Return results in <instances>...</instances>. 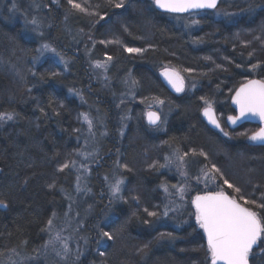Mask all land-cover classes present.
<instances>
[{
  "label": "trees",
  "instance_id": "trees-1",
  "mask_svg": "<svg viewBox=\"0 0 264 264\" xmlns=\"http://www.w3.org/2000/svg\"><path fill=\"white\" fill-rule=\"evenodd\" d=\"M77 2L93 14L67 0H0V114L13 117L10 124L0 121V201L7 205L0 208V259L42 249L48 221L65 212L87 114L100 154L89 178L93 215L83 232L90 252L82 264H210L192 198L218 190L233 196L225 178L264 202V147L248 144L255 127H226L228 141L202 115L209 105L223 120L235 115L236 90L264 80V0H221L215 11L181 16L158 10L152 0H123L121 8L114 7L120 0ZM29 12L45 27L42 37L23 24ZM44 44L57 58L41 55ZM97 62L106 67L94 71ZM167 67L187 82L183 94L161 80ZM153 106L163 121L152 130L143 115ZM124 117L130 118L125 132ZM175 155L185 158L189 182L215 179L211 186L191 185L184 208L170 211L163 186L178 184L161 165ZM114 173L125 181L115 199L107 187ZM257 212L264 217V209Z\"/></svg>",
  "mask_w": 264,
  "mask_h": 264
},
{
  "label": "snow or ice",
  "instance_id": "snow-or-ice-1",
  "mask_svg": "<svg viewBox=\"0 0 264 264\" xmlns=\"http://www.w3.org/2000/svg\"><path fill=\"white\" fill-rule=\"evenodd\" d=\"M72 9L78 10L81 13L92 15L88 7L82 6L77 0H67ZM111 3L112 0H109ZM153 3L159 9L165 12L173 14L188 13L191 10H203V9H216L219 0H153ZM114 7H123V0L115 3ZM103 19V17H101ZM31 24L36 25L37 21L32 19ZM193 23H199V21H193ZM35 30V29H34ZM42 35V33H41ZM105 43V41H100ZM111 43V41H109ZM39 51L43 54L45 51L56 54V49L51 48L48 44L42 45ZM129 53L142 51L139 48H127ZM112 57H108L111 60ZM97 68H105L104 63L97 62ZM239 67V65H237ZM256 65H253L255 68ZM35 75V73H33ZM56 73H53L55 76ZM166 76L169 78V82L173 85L176 91H183V78L175 75L173 79L166 72ZM158 103L163 104V100H159ZM207 104L208 102L205 101ZM234 103L237 104L240 117H229V120L233 124L237 119L245 116H258L261 120H264V80H250L246 84L242 85L236 92ZM204 115L208 116L210 122L216 127H220L219 123L213 117L211 106L205 108ZM148 122L151 125H157L160 123V115L157 112H148ZM13 119L10 114H0V121ZM83 119L87 122L89 130L92 127V120L89 119L87 114L83 115ZM223 131V129H221ZM228 135V133H225ZM250 140L264 144V128L258 132L252 134L249 137ZM184 155H187L185 153ZM200 155H205L203 152ZM183 160V156L178 157ZM69 165L65 164L63 168H67ZM166 165H161L164 167ZM63 170V169H61ZM211 171L216 173L220 172V169L215 165L212 166ZM207 178V177H206ZM215 179V176L212 177ZM122 180H118L112 187L113 195H117L120 192V185ZM228 188H232L234 192L239 193L241 189L234 187L228 180L223 181ZM167 191V189H165ZM183 191V189H181ZM240 201H243L241 203ZM195 206V218L200 228L203 229L207 236V251L210 254L211 264H264V217L260 215L253 207L246 205H254L257 208L264 209V202L257 203L254 200H247L244 197L237 199L236 197L226 193L223 190L206 193L205 195H198L192 201ZM0 206L7 207L3 201H0ZM147 212L148 210L145 209ZM167 215V211L164 213ZM55 215V214H53ZM149 216L156 217L157 213L152 211L148 212ZM48 225L51 227L52 220L48 221ZM102 237H107L108 240H112L113 236L109 232H101ZM163 235V234H162ZM168 238L174 239L171 234H168ZM59 244V249L57 245ZM51 246L53 252L58 256L67 258L69 252V246L67 238L62 237L60 233L49 236L48 243L43 247L47 249ZM255 249V251H254ZM36 251V250H34ZM37 258L40 256V252L37 251ZM46 254V251H45ZM79 252H77V259H79ZM103 255V253H100Z\"/></svg>",
  "mask_w": 264,
  "mask_h": 264
},
{
  "label": "rangeland",
  "instance_id": "rangeland-1",
  "mask_svg": "<svg viewBox=\"0 0 264 264\" xmlns=\"http://www.w3.org/2000/svg\"><path fill=\"white\" fill-rule=\"evenodd\" d=\"M29 14H30L31 18H28L30 16H28V17L22 16L23 24L27 27L30 34L34 35L36 38L42 37L45 33V30H44L45 27H43V25H41V23L39 22L38 16L35 15L36 14L35 12H29ZM32 19H35L37 21L36 25H33L30 23V21ZM41 33H42V35H41ZM90 38H92V37L90 36ZM134 53L136 55H140L142 52L140 51L138 53L137 52H134ZM41 55L52 56L54 59L57 58L56 54H53V53L47 52V51H45L43 54L41 53ZM45 58H48V57H45ZM60 64L65 66V64L61 63V61H60ZM93 69H94V71L95 70H102L101 68H97L96 64L93 65ZM165 70H173V71L177 72L183 78V76L179 73V71H177L175 69H171V68L167 67L163 71H165ZM183 80L185 83V91H186L187 82L185 81L184 78H183ZM159 110H160L159 106H153L152 110H147L144 112V115H143L144 118L143 119L145 120V123L147 125H148V123H147L146 118H147L148 112H157L160 115V123H158L156 126L148 125L151 127L152 130L155 129L156 127H160L162 125L163 116L161 115V112ZM218 118L221 122V125H222L221 129H223V131L220 130V131H216V132L219 135H221V137H223L225 140L231 141V139H232L231 134L225 135V133H228L227 129H226V127H227L226 119L223 120L219 116H218ZM82 119L83 118H81L80 120H82ZM89 119L92 120V127H91L90 131H92V130L96 131V129L94 128L95 125L93 123L95 121H93V119L90 117H89ZM129 119L130 118L123 119V122H125L124 126H123L124 132L126 131V125L125 124L127 123V121ZM10 121L11 120L7 119L6 123L10 124L11 123ZM81 123L85 124L89 130V126L84 119H83V122H81ZM81 130H83V129H81ZM88 130H84L83 137H82L84 145H83L82 151L80 152V154L78 156V160H77V162H74L73 165L69 169L71 171L70 173H72V176L75 177V183H74L75 188L72 192L73 193L72 199H70L68 201L69 204L65 208V212L62 213V215H60V216L56 215L52 220L51 227L48 226V228H47V237H46L45 245L48 243L50 234L55 235L56 233H60V235L62 237L67 238V243L69 246V252L67 254V258L65 259V258H63V256L56 255V253L52 251L51 246H49L46 250L43 248L39 250L40 256L38 258H37V254H36L37 252L31 256H28V255L16 256L17 255L16 253H15V255H14V253H11V254L7 255V257L3 260L1 258L0 264H82L84 259L87 257V254L90 252V246H89L90 243H88V238L84 235L83 230L85 229L86 224L91 220V217L93 215V209L91 208V206L89 205V203L87 201L88 198H90V196H91L89 178H90V174H91V167L94 163V160H96V158H98V156L100 154V151L94 147V144H93L94 140L92 137H90ZM228 130H230V129L228 128ZM252 134L253 133H250L248 135V138ZM87 136H89L88 139H87ZM178 157H180V156L175 155L173 157H167L164 160V163L166 166L161 167L162 170L164 171V173L168 174L171 178H173V177L176 178V183L178 184V186H173L171 189L163 186V192L165 195V199L167 200L166 201L167 208L168 209L170 208V211L180 210L181 208H184V206L186 204V197L188 195L187 192L189 191V188L191 187V185H193V184L210 185L213 183V182H211L212 178L210 179V181L207 180V178H209L208 175L206 176L207 178L204 176L201 179L200 183L197 181L189 182V177H188L187 170H186V160L184 157H183V160L178 159ZM108 180H109V182H107V187L109 190V195L111 198L115 199L122 192V189H123L124 184H125L124 178L122 177L121 174L114 173L111 176V178H109ZM118 180L123 181V183L120 185L121 190L117 195H113L112 187ZM224 180H225V178H224ZM231 184H233V183H231ZM233 185H234V187H239L240 189L242 188L243 190H245L244 191L245 194L243 193L242 189L239 193H236L233 191L232 188H228L227 185L224 184V186L227 189H229L230 192L232 191L233 196L236 197L237 199L240 197H244L247 200L256 201L255 200V197H256V199H258V201H259L263 197L260 194H256L255 192H252L253 190H251V192L246 191V188H244L240 184H233ZM165 189H167V191H165ZM181 189H183V191H181ZM194 198H192V200H191V205H192V201L194 200ZM240 202L243 203V201H240ZM257 203H260V202H257ZM246 206L253 207V209L255 211H261L260 208H257L254 205H246ZM0 208H5V207L0 206ZM192 208H193V205H192ZM59 247L60 246L58 244L57 248L59 249ZM45 251H46V254H45ZM77 252H79V254H80L79 259H77Z\"/></svg>",
  "mask_w": 264,
  "mask_h": 264
},
{
  "label": "water",
  "instance_id": "water-1",
  "mask_svg": "<svg viewBox=\"0 0 264 264\" xmlns=\"http://www.w3.org/2000/svg\"><path fill=\"white\" fill-rule=\"evenodd\" d=\"M220 1H221V0H219V3H220ZM219 3H218V6H219ZM218 6H217V8H218ZM217 8H216V9H217ZM157 9L160 10V11H162V12H164V13H167V14L180 15V16H181V15H189V14L201 13V12H204V11H209V12H211V11H215V10H216V9L191 10V11L188 12V13H183V14H173V13L165 12V11H163L162 9H159L158 7H157ZM166 72H167V73L169 74V76H171L173 79H175V75H178V76H180V75H179L177 72L173 71V70H165V71H162V72L160 73V77H161V79H162L164 85H165V86H166V87H167V88H168L173 94H175V95H180V94H182V93L185 91V83H184V80H183V91L178 92V91H176V89L173 87V85L169 82V78H168V76L165 75ZM174 74H175V75H174ZM180 77H181V76H180ZM253 80H259V79H253ZM246 83H247V82H246ZM246 83H244V84H246ZM244 84H243V85H244ZM241 86H242V85H241ZM241 86H240V87H241ZM240 87L236 90V92L240 89ZM236 92L233 94V96H232V98H231V102H230V104H231V108L233 109L235 115L230 116V117H240V111H239V108H238L237 104L234 103V99H235V96H236ZM211 111H212L213 117L215 118V120H216V121L219 123V125H220L219 128L216 127L213 123L210 122L209 117L204 115V111L202 112V115H203L204 119L206 120V122H207V123L209 124V126L211 127V129H213L214 131H220L221 128H222L221 122H220V120H219V118H218V116H217L215 110L211 108ZM146 119H147V123H148V125H150V126H156V125H151V124H149V122H148V116H147ZM226 125H227V127H228L230 130H232V131H234V130H236V129H239V128L245 126V125H250V126L255 127L256 131H255L254 133H256V132H258L260 129L264 128V120H261L258 116H245V117H243V118H239V119H237L236 123L233 124L232 121L229 120V117H228V118H226ZM254 133H253V134H254ZM248 144L251 145V146H254V147H264V144H261V143H258V142H254V141L250 140L249 138H248ZM200 196H202V195H200ZM195 198H196V197H195ZM195 198H194V199H195ZM192 205H193L194 210L196 211L195 206H194L193 203H192ZM202 231H203V229H202ZM203 233H204V231H203ZM204 236H205V238H206V242H207V236H206L205 233H204ZM254 251H255V249H254ZM210 264H211V261H210Z\"/></svg>",
  "mask_w": 264,
  "mask_h": 264
}]
</instances>
